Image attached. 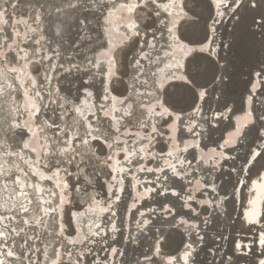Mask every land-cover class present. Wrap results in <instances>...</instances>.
<instances>
[{
  "label": "rangeland",
  "instance_id": "rangeland-1",
  "mask_svg": "<svg viewBox=\"0 0 264 264\" xmlns=\"http://www.w3.org/2000/svg\"><path fill=\"white\" fill-rule=\"evenodd\" d=\"M103 2V8L88 10V27L79 28L75 19L83 15L76 13L63 24L62 37L54 38L61 21L53 22L36 0H0V232L7 237L0 238V260L163 264L169 254L176 264H257L263 249L252 243L244 255L233 244L239 235L254 242L261 228L264 232V203L262 227L246 226L242 208L249 183L233 186L242 178L248 145L258 140L257 127L264 128V5L253 8L242 0L237 7L229 0L216 19L210 0H181L183 19L175 4L166 27L162 12L140 4L133 13L140 36L125 40L118 23L123 10L113 7L106 19L112 2ZM239 22L251 36L240 45ZM210 25V48L191 53L183 69L171 73L186 79L166 82L161 75L154 84L153 68L173 35L202 44ZM102 30L125 39L105 50ZM84 39L88 42L81 43ZM193 56L199 57L201 73L195 81L188 76ZM252 74L255 91L248 109L241 112L240 100L233 108L244 114L235 116L237 126L245 124L235 133L234 146L218 147L220 133L233 129L223 115L227 96L239 92ZM205 90L208 95L192 109ZM23 95L33 100L32 110L23 106ZM154 99L176 120L155 115ZM211 111L222 114L212 118ZM221 151L225 156L216 167ZM257 158L249 175L262 166L264 154ZM217 196L223 197L221 205ZM92 231L98 236L91 238ZM152 248L158 250L155 257ZM183 249L184 259L177 261ZM7 251L15 255L8 257Z\"/></svg>",
  "mask_w": 264,
  "mask_h": 264
},
{
  "label": "bare ground",
  "instance_id": "bare-ground-1",
  "mask_svg": "<svg viewBox=\"0 0 264 264\" xmlns=\"http://www.w3.org/2000/svg\"><path fill=\"white\" fill-rule=\"evenodd\" d=\"M109 1H111V0H109ZM228 1L229 0H227V6H230ZM210 2L213 4V8H214V11H215V18L217 19V18H219V15H218L219 10L224 5H221V6L218 7L217 3L215 2V0H210ZM140 4H143L142 0H118L115 3V5L117 7H119V8H121L123 10V12H124V14H123L124 16L122 15V17H120V19L118 20V23H120V25L123 28V30L126 31V35L125 36L123 35V36L125 38H127V39L122 38L121 36L116 37L120 42H121V38H122V41H123V39L128 40L130 38H134L136 36H140V34L138 32V29H137V22H136V19L134 18V15H133L134 10ZM155 4L157 6H159V8H161L160 9L161 11H165L169 15L171 13V9H178V8H175V4H178L177 7H180L181 10H182L179 13V15H178L179 20L183 19L184 15H185L181 0H156ZM115 5L111 3L110 6L108 7V10H107L108 12L105 15L106 19H108V17H109V11L113 7H115ZM234 7H235V5H234ZM174 22L176 23L177 21L175 20ZM116 23H117V21L113 20V22H112L113 26L117 27ZM165 26L169 27V24L165 23ZM172 34H174V33H172ZM169 37H171L170 33H169ZM212 39H213V27L211 25L209 27V37L206 38L205 42L202 43V44L193 45V44L185 42L184 40L179 38L178 35H173V39H172V41H170L171 42V46L169 48H164V49L161 50V53L164 55V58L153 68L154 84H160V82L158 81V78L155 79V76H161V75L163 76V79L166 82L173 81V80H182L179 77L180 75L179 76L177 75L178 77H176V78L175 77H171V73L175 69H183V67H184L183 59L189 57V55L191 53H193V52L189 53L187 51V49H200V48H205V47L206 48H210L211 43H212ZM151 42H153V40ZM108 54H110V51H109ZM108 59H109V57H108ZM111 69H113L112 62L106 63V67H105L106 75L104 77L105 80H107V79L109 80V75H107V74H108L109 70H111ZM173 76H175V75H173ZM156 80H157V82L155 83ZM253 82H254V75L252 74L251 75L250 84H249L250 85V90L246 94L247 105H246V107L244 109H242V111H241L242 113L246 112V110L248 109V104H249L248 96L249 95L251 96L252 93L255 91V85H252ZM22 97H23V100H22L23 106L26 107L27 109H31V107L34 105L33 100L31 98H29V97H26V95L25 96L23 95ZM197 101H198V103H195V105L192 107V109H194V110H197L199 108V105H200L199 103L202 101V99L199 98V94H198ZM152 102H153L152 104L154 106L153 112L155 113V115H157L161 119H165L167 117L168 119L174 118L176 120L177 115L175 113H172L167 108V106H165L162 102H160L159 99H154ZM164 109H167L166 113H164ZM229 110H230V106H227L225 108V110L223 111L224 112L223 115H226L228 112H230ZM221 112L222 111H211L212 118L213 117L214 118L219 117L222 114ZM161 113H163V114H161ZM236 115H237L238 118L241 117V116H244V114L243 115L237 114V113L233 114L235 126H232L233 129L230 130V131H227V132L224 131V133H225L224 138L222 139V141H220L218 139V141L216 142V146H218V144H219L220 146H218V147L222 146V148H224V147H231V146L235 145V143L237 141L236 138H235V133L238 132L245 124V120H243V123L240 126H237V123H236V120H235V116ZM260 132H262L264 134V128L260 127ZM30 135H32V134H30ZM262 139H263V141H261ZM263 143H264V135H263V137H259L258 140L256 141V144L251 148V150L249 152V155H251V158H253V154L254 153L260 152L259 148H260V145H262ZM170 150H168V151H170ZM224 154H225L224 151H221L219 153L218 157L214 160V163H215L216 167H220V162L223 159V157L225 156ZM129 157H130L129 153L127 151V153L125 154V158L129 159ZM257 157L258 156H256L255 159H257ZM255 159H253V161ZM41 173L42 172H40V175H41ZM40 175H38L39 178H41ZM238 181H240L241 184L243 185L244 178L242 177ZM248 183H249L248 186H247V194L248 195H247V197L245 199V204H244V206L242 208V221L244 222V224L246 226L254 225V226H257V227H262L261 215L263 214L262 213L263 212L262 206H263V203H264V168L261 170L260 174L259 173L255 174L250 179V181ZM237 184H238V182H237ZM242 185L239 184L238 186L237 185L236 186L239 187V186H242ZM236 186H235V188H236ZM222 199H223L222 196H217L215 198V201H216L215 203H217V205H219V204L221 205ZM58 201H60V198H58ZM91 208H93V207H91ZM90 226H92V225H90ZM92 233H91L92 234L91 238H93L95 236L96 237L98 236V234H96L97 232H93L92 231ZM261 239H264V232H263L262 228L260 229V231L258 233V236L255 237L254 242H252L251 239L250 240H248V239L243 240L242 236L239 235V238L236 239V242L233 244V247H234V249L236 250L237 253L244 254V255L249 254V252L251 250L250 246L252 245V243H254L259 249H263L264 250V244L260 243ZM237 245L240 246L239 249H237V247H236ZM157 251H158L157 249H155V251H154V248H152L151 253H152V255L154 257L157 255ZM111 252H113V251H111ZM177 255H178L177 261L181 262L184 259V256H185L184 255V249L182 250V252L178 253ZM174 258L175 257L173 255L167 254V256H165L163 261H164L165 264L170 263V262H172L173 264H176L175 262H173ZM261 260H264V253H263V255L261 257H258L256 259L257 264H259V262ZM242 264H246V263H242Z\"/></svg>",
  "mask_w": 264,
  "mask_h": 264
},
{
  "label": "snow or ice",
  "instance_id": "snow-or-ice-1",
  "mask_svg": "<svg viewBox=\"0 0 264 264\" xmlns=\"http://www.w3.org/2000/svg\"><path fill=\"white\" fill-rule=\"evenodd\" d=\"M156 0H142V3L144 4V6L146 7L149 3H153L155 4ZM215 2L217 3V6H221V5H226L227 0H215ZM36 3L39 5V7L41 9H44L46 11V14L49 18H51L53 20V22L55 20H60L61 23L56 25V33H55V37H62L63 33H64V28H63V24L66 22L67 18L70 15L76 14V13H80L83 15V20L80 19V16L77 15L75 22L77 23V25L79 26V28H85L88 27L90 25V21L88 20L89 14L90 12L88 10L90 9H97V6H99V8H103L104 7V2L103 0H36ZM233 4H236L237 7L241 6L242 4V0H232ZM249 3L251 4V6L253 8L258 7L259 5H264V0H249ZM219 15V13H218ZM97 19H99L97 17ZM261 27L264 28V24H261ZM79 39V33H77V35L75 37H73V43L76 42V40ZM88 42L87 39H84L81 41V43H86ZM207 48H200V49H187V51L189 53L191 52H204L206 51ZM0 55H4L3 53H0ZM198 61H199V57L197 56H193L192 59L189 61V69H188V76L191 77L192 81H195L200 75V69L198 67ZM264 71V70H262ZM181 79H186V77H181ZM208 95L207 91H201L199 92V98L200 99H204L206 96ZM167 112V109H164V113ZM163 114V113H161ZM10 127H19V125H11ZM191 131V129H189ZM153 132H156V128H153ZM84 143L86 144L87 141H84ZM25 148L28 147L27 144L24 145ZM63 151V150H62ZM264 153L262 152H257L253 154V159L256 158V156H260ZM149 171H151V169H149ZM21 195H24L23 192H21ZM117 199H119V197H117ZM189 199H191V197H189ZM208 203V202H206ZM21 211H23L24 213L28 212L27 208H21ZM55 211V210H53ZM170 211V210H169ZM14 218V217H13ZM0 219H2V217H0ZM23 223L28 224L29 221H23ZM41 222L40 221H36L33 220L32 224L38 226ZM205 224L208 223V221L204 222ZM193 227H195V225H193ZM12 232H15L16 235H19V232H16L15 229L11 230ZM0 238H4L7 239V237H5L3 232H0ZM221 238L223 239L224 237L221 236ZM25 243H28V241H25ZM261 244H264V239H261L260 241ZM190 247V246H189ZM237 249H239V245L236 246ZM6 255L8 257H13L15 255V253L13 251H7ZM191 252H187L186 253V257L190 256ZM229 260H231V258H229ZM0 264H4L3 260H0ZM223 264V262H222ZM259 264H264V260H261L259 262Z\"/></svg>",
  "mask_w": 264,
  "mask_h": 264
},
{
  "label": "water",
  "instance_id": "water-1",
  "mask_svg": "<svg viewBox=\"0 0 264 264\" xmlns=\"http://www.w3.org/2000/svg\"><path fill=\"white\" fill-rule=\"evenodd\" d=\"M117 1L118 0H111L112 4H114V5H115V3ZM105 2L107 3V2H109V0H105ZM150 4L154 7V9H156L157 11L162 12L165 15V18H166L165 22L167 24H169V22L171 21V15L174 14V11L175 10L174 9H171V13L169 15V14H167V12L161 11L160 10L161 8H159V6H157L156 4H153V3H150ZM226 5H227V3H226ZM226 5H224L223 7H227ZM115 7H116V5H115ZM108 19L111 20V18H108ZM172 24H174V22ZM235 26L238 29V34L236 35L235 41L236 42H239L238 43L239 45H240V42L243 41L244 39L251 40V36L249 35L248 30L246 29V27L242 23L239 22ZM101 34H102L103 45L105 46V50H109L112 44L113 45H116V44H118L120 42L116 37H113V36L110 37V32H108V31L102 30ZM208 37H209V35L206 34L205 38H208ZM24 74H25V68H21V70L19 71V76L16 77V80H18L21 83L24 80ZM104 77L105 76H103V79H105ZM250 80H251V78H250ZM249 84H250V81L247 84L241 83L240 84V88H239V92L234 93L232 95L230 94L229 96H227V106H230V110H229L230 112L227 113V116L230 119V126H235V122H234V118H233V114H235L234 111H233L234 104H237L238 101L240 100L241 111L247 105L246 94L250 90V85ZM243 92H246V93H243ZM31 112H33V111H31ZM225 130H223L220 133V136L218 138L220 141H222V139L225 136V133H224ZM28 133L33 135V130H31ZM255 133H256L257 138L263 137V135H264L262 132H260V126L257 127ZM261 141H263V139ZM240 143L242 144L243 141H240L239 140V145H240ZM255 144H256V142L253 141L252 143H250V145H248V153L246 154V157H245L246 163H245V165L240 166V175H239V177L242 176L244 178V185H246V186H247L248 182L250 181V178L252 176H254L255 174H257V173L260 174L262 168H264V162H263L262 166H260L256 170V173H254V175H249L250 174L249 168L252 166V164H254L258 160V158H257V159H255L253 161V158H251V155H249V151L251 150L252 146L255 145ZM239 145H238L237 149H239ZM218 146H220V145L218 144ZM32 147L34 149H36V146L35 145L32 146ZM259 149H260V151L264 152V143L262 145H260V148ZM244 166H245V168H244ZM242 171H243V173H242ZM236 182H237V180L235 181L233 188L236 185L237 186L239 184L242 185L240 181H238V184ZM237 186H236V188H234L235 190H237ZM234 189H233V191H234ZM233 195H234V197H236L237 202H239L238 193H237V196H236V193H234ZM242 203H243V201H242ZM236 208H238V210L241 211L239 205H237ZM176 258H178V255H176Z\"/></svg>",
  "mask_w": 264,
  "mask_h": 264
}]
</instances>
